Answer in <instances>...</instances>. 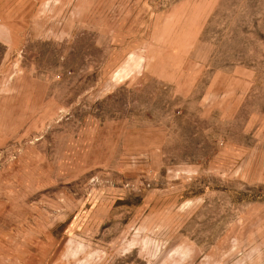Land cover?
<instances>
[{
  "label": "rangeland",
  "instance_id": "obj_1",
  "mask_svg": "<svg viewBox=\"0 0 264 264\" xmlns=\"http://www.w3.org/2000/svg\"><path fill=\"white\" fill-rule=\"evenodd\" d=\"M0 264H264V0H0Z\"/></svg>",
  "mask_w": 264,
  "mask_h": 264
}]
</instances>
